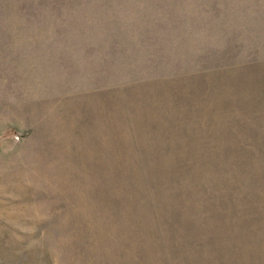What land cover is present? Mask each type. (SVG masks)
Returning <instances> with one entry per match:
<instances>
[{
  "label": "rangeland",
  "instance_id": "obj_1",
  "mask_svg": "<svg viewBox=\"0 0 264 264\" xmlns=\"http://www.w3.org/2000/svg\"><path fill=\"white\" fill-rule=\"evenodd\" d=\"M0 264H264V0H0Z\"/></svg>",
  "mask_w": 264,
  "mask_h": 264
}]
</instances>
